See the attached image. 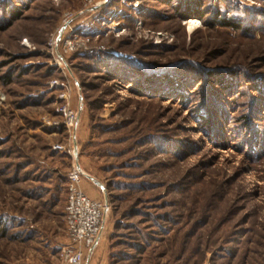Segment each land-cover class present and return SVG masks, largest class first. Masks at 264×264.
I'll list each match as a JSON object with an SVG mask.
<instances>
[{
    "label": "rangeland",
    "instance_id": "374dc122",
    "mask_svg": "<svg viewBox=\"0 0 264 264\" xmlns=\"http://www.w3.org/2000/svg\"><path fill=\"white\" fill-rule=\"evenodd\" d=\"M110 1L0 0V264H62L74 164L106 264H264V0Z\"/></svg>",
    "mask_w": 264,
    "mask_h": 264
},
{
    "label": "built area",
    "instance_id": "2783aa9c",
    "mask_svg": "<svg viewBox=\"0 0 264 264\" xmlns=\"http://www.w3.org/2000/svg\"><path fill=\"white\" fill-rule=\"evenodd\" d=\"M95 0H84V8L101 6L108 0L94 3ZM60 41V40H59ZM65 51H74L86 46L87 41L76 35L63 40ZM53 149L63 150L57 145ZM66 185L65 227L66 241L60 253L62 264H86V252L90 251L103 231L107 216V203L102 199H93L83 190L82 180L88 175L79 165H72Z\"/></svg>",
    "mask_w": 264,
    "mask_h": 264
},
{
    "label": "crops",
    "instance_id": "0c3cea01",
    "mask_svg": "<svg viewBox=\"0 0 264 264\" xmlns=\"http://www.w3.org/2000/svg\"><path fill=\"white\" fill-rule=\"evenodd\" d=\"M82 188L85 192L89 194L91 193L88 183H83ZM65 197H66V194H65ZM105 256H106V250L103 248L101 238H99L95 246L90 251L86 252L85 263L86 264H106L107 257Z\"/></svg>",
    "mask_w": 264,
    "mask_h": 264
},
{
    "label": "trees",
    "instance_id": "16d2710c",
    "mask_svg": "<svg viewBox=\"0 0 264 264\" xmlns=\"http://www.w3.org/2000/svg\"><path fill=\"white\" fill-rule=\"evenodd\" d=\"M106 5L104 6V7H110L111 6V1L110 0H108L106 3H105ZM218 14V13H217ZM11 19L12 20H16V19H18V17H19V15L20 14H16L15 12H13V13H11ZM217 15H216V13H215V16H214V22H212L213 23V25H216L217 24V22H219V23H221V24H224V25H226V26H229L230 25V23H227V22H225V21H216V17ZM216 23V24H215ZM220 89V88H219ZM227 89V87H225V85H224V87L222 88V89H220V90H226Z\"/></svg>",
    "mask_w": 264,
    "mask_h": 264
}]
</instances>
